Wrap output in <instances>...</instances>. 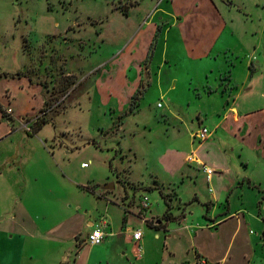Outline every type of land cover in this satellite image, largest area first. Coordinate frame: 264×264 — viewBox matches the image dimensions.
I'll list each match as a JSON object with an SVG mask.
<instances>
[{
	"label": "rangeland",
	"instance_id": "rangeland-1",
	"mask_svg": "<svg viewBox=\"0 0 264 264\" xmlns=\"http://www.w3.org/2000/svg\"><path fill=\"white\" fill-rule=\"evenodd\" d=\"M161 1L0 0V101L7 103L2 97L5 86L13 93L19 92L15 80L23 78L26 88H39L40 92L36 89L32 96L41 95L42 101L35 111L24 114L23 127L13 113L14 107L0 106L3 118L12 126L16 122L17 127L24 128L8 135L7 121H0V166L14 160L23 165L15 185L11 182L14 174L0 173V214L11 216L18 200L27 216L32 217L19 227L7 225V233L0 237V260L14 257L10 262L16 264L15 257L21 252L28 255L39 248L49 264H56L57 247H38L39 239L44 237L49 243L61 240L47 233L50 228L60 224L64 229L83 219L99 226L125 214L134 227L145 233L143 249L137 247L136 251L128 246V257L132 261L146 258L150 264H168L163 230H149L161 227L165 221L163 193L170 205L169 213L177 208L195 224L208 222L205 214L216 203L209 205L213 194L223 195L218 209L226 215L230 199V211L240 210L245 221L239 235L232 236L233 227L221 236L215 232L205 234L199 230L205 227L197 226L193 240L199 246L219 248L234 237L229 255L234 264H245L248 256L251 264H264V144H242L238 136L225 130L217 133L226 140L213 136L231 158L227 165L250 180L249 186L246 183L225 193L223 178L214 176L208 183L206 175L183 160L199 142L194 134L203 125L212 128L210 115L200 116V110L218 106L214 101L205 104L198 99L205 84L216 87L211 92L215 101H236L238 95L242 108H259L252 117L253 127L264 137V0H214L225 28L209 58L198 61L189 57L184 47V38L190 36L188 28H172L165 40L161 38L159 45L151 48L149 76L142 75L138 97L133 99L137 89L130 95L126 84L118 96L108 101L94 93L92 103L90 88L106 64L101 63ZM109 68V74L116 73L117 68ZM172 85L175 90L168 93ZM130 104L133 111H129ZM42 119V135L50 136L45 141L47 151H60L56 161L41 148L39 135L27 138L25 134L26 127L31 129L27 133H35L34 125ZM233 145L237 149L232 153ZM9 147L13 150L11 156ZM202 154L204 150L197 149L199 158ZM82 163L87 165L82 167ZM110 183L112 189H102ZM144 198L148 199V210L140 207ZM170 226L173 235L167 241L175 248L174 258L192 261L194 243L190 233L179 230L175 222ZM35 227L44 237L32 240L35 238L29 232ZM76 236L72 239L76 244L72 241L63 245L64 249L76 245L72 257L85 233L81 238ZM8 237L14 240L9 242ZM113 239L97 250L113 253L109 244Z\"/></svg>",
	"mask_w": 264,
	"mask_h": 264
},
{
	"label": "crops",
	"instance_id": "crops-1",
	"mask_svg": "<svg viewBox=\"0 0 264 264\" xmlns=\"http://www.w3.org/2000/svg\"><path fill=\"white\" fill-rule=\"evenodd\" d=\"M164 1H166L164 7H160V5L163 4ZM160 5L156 9H152L151 7L149 11L152 9V13L149 16L147 14L145 20L140 19L131 36L125 38L121 44L119 42V45H117V48L115 49L111 57L105 62L101 63L106 64L103 66L102 70L97 72L96 78L94 79L93 84L90 88L92 94V103H94L95 101L94 93L96 94L97 92L99 96H101L104 100L107 98L108 101L110 100L111 96H118L122 92V88L126 84L129 87L130 95L135 92V90L139 87L141 83L142 75L146 74L147 76H149L148 73L150 72V57L149 59H147L148 52H151L149 56L152 57L153 55V50L151 49L149 51L150 47L152 45L155 46V44L157 47L160 43L161 38L162 40H165V36H167V34L172 28H188L190 36L183 38L185 40L184 47L185 50H187V54L189 57H191L193 60L198 61L209 58L212 48L214 47L216 41L219 39L222 34V31L225 28V21L221 17V14L216 6L215 1L162 0L160 2ZM132 8H134V6ZM130 10L131 8H129L128 12L125 14L126 16L129 15ZM214 23L215 25H213ZM158 28L159 31H157ZM142 62H145V66L143 65V67H141ZM109 67L112 69L117 68L116 73L109 74L107 70V68ZM245 76H248V73H246ZM15 81L17 89L21 90L19 92L15 91V93H13L12 91H10V88L5 86L4 95H2V97L6 98L7 103L3 105V103L0 101V106L4 107L7 105H11L12 108L14 107L13 111H15L13 113L15 116L18 117V121L23 127V124L26 123V117L24 116V114L32 110L35 111L36 108L41 106V95L37 94L36 96H32L33 92H35L36 89H38L39 91V88H26L27 81L25 80V78L20 79V81ZM21 85L24 86L21 87ZM243 86L244 85L242 84V87ZM204 87V93L202 95L200 94V97L198 99L202 101L204 100L205 104L207 101H214L218 105L217 107L213 106L207 110L206 108H204L202 111L200 110L201 117L202 114L207 116L210 115L209 122L212 125V128L209 129L205 125H203L202 127H207L211 134L206 140L207 142H198L196 149H193L190 152L186 153L183 160L188 165H195V168L197 170H200V172H202L204 175L205 173L200 169V166L197 162L188 161L187 158L190 154H194V158L214 168L216 172L210 177L209 180H207V178L206 180L209 183L214 176H217L218 178H223V181H221V186L223 185L222 193H225L228 190L230 192L237 187H242L246 185V183L249 186L250 180L248 178L244 177L242 174H238L236 170L230 168V166L227 165L228 161L231 162V158L226 155V150H222L219 144L220 142L217 143L216 140L213 141V136L215 135L216 139L222 140L224 137L218 135L217 132L218 130H225L230 133H233L234 137L238 136V139L241 140L242 144H246L248 141H251L253 145L256 141L264 144L263 135H260L259 133L255 132V127H253L254 119L252 117L255 116V111H257V109H260L242 108L238 104V100L240 97L238 95L236 101L234 100L227 102L224 99L223 102H218L217 99L215 101V99L211 95V92L215 91L216 87L209 85L206 86V84L204 85ZM174 90L175 87L172 85L167 89V92L169 93ZM197 106H200L199 101L197 103ZM210 106H212V104ZM0 115L2 117L1 113ZM2 120L6 119L2 117L0 121ZM6 121L9 125L7 126V129L5 131L7 132L6 134L13 135L19 131H24V128H22L21 126L17 127L16 122L12 126V124L8 120ZM44 127H41V129L36 131L35 133H27L31 132L27 130L25 134L27 138H34L35 136L39 135L38 139L41 142V148L47 154L51 155L52 160L56 161V157L60 151H57V149H52V152L47 151L45 147V141H47L50 136L48 137V135L45 134L42 135ZM1 139H3L2 134L0 135V140ZM238 139L236 140L237 142H239ZM24 141L27 146L30 145L27 140ZM262 146L264 147V145ZM201 148L202 150H204L205 155L202 154V158H199L196 153L197 149ZM236 149L237 147L233 145L230 151L233 153ZM241 151V147L238 148L239 159L241 158ZM12 154L13 150L11 147H9V156H11ZM212 155L213 157H211ZM242 164L246 166V163L242 162ZM22 167L23 165L21 166L19 161L14 160L11 162V164L7 163L4 166H0V173H3V175L5 173H7L5 175H10L9 173H11V175L14 174V176L11 177V182L15 185L18 183L16 175L20 172ZM222 196L223 195L218 196L215 194L211 196L212 198L210 200L209 205L213 202L216 203L212 204L213 206L210 205L212 206V208L209 209L210 212L205 214L206 221H208L205 224H195L194 222H188V216L184 211H180L178 213L177 208H173L170 211L172 215L171 220H165L159 228L149 227V230H163L165 238L163 242L166 245L165 250L167 251V256L169 258L168 264H234L229 259V255L232 250L231 244L234 237L238 236L240 230L244 227L245 221L244 218L240 216V210L237 209L232 212L230 211V199H228V207L226 210L228 214L226 215L224 214L225 212H219L218 203L220 202ZM195 198H197V196H195ZM3 213L5 212H2L0 214V237L7 233V225L9 223H12L13 225H15V227H19L23 225L25 221L30 219L29 217H31L27 216L28 213H26V211L21 208V201L18 202V200L15 203L12 212L13 214L11 216L5 215ZM19 216L20 219H18ZM75 219L78 220L79 216H76ZM130 219V216L125 218L124 214L122 215V218H111L110 222H108L107 224L102 223L101 225H99L103 232V239L100 243L94 245L86 243L85 240L87 235L93 230V228L98 226V224L93 221H88L87 219H83L82 223L75 224L73 226L66 225L64 229L61 228L60 224L50 228L47 233H51V235L56 234V236L54 237H58L59 239H61L57 240L58 243L53 241L49 243V240H46V237L41 236L40 233H37L38 229L36 227L32 231H28H31L29 233L33 235V238H35L32 240H38L39 236L44 237L43 239H39L40 244L38 247L51 244L54 245L55 248H58L56 264H150V261L146 258H140L138 261H132L128 257V246H132L134 249H136V251L137 247H142L143 249L145 239V233H143L142 229H140L138 226L134 227L133 224H131ZM29 221L33 223V220ZM171 222H175L179 230L183 229L185 230V232L190 233L192 240L194 236L197 235V226L205 227V229H199L204 231L205 234L212 235L215 232V234L218 235L221 233V236L224 234L227 228L230 229L233 227L234 235L232 234V236L234 237L231 240L229 239L228 243L222 244L219 248L215 247L214 245L209 248L203 245L199 246L198 244H196V241L193 240L194 254H192V261L176 260L174 258L176 256L175 248L170 246L167 241V239H170L173 235L170 226ZM134 229H139L142 232V236L139 240H135L132 238V231ZM82 233H85V236L82 237L85 238L81 241L82 244L79 246L76 253L72 257L76 245L74 248L68 246L65 249L63 248V245L71 243L73 241L72 239H74V237H77L76 235H79L81 238ZM19 237H22V235H19ZM112 237L114 239L109 244L112 245V249L114 250L112 251L113 253H106L101 252V250H97L98 248H100L101 244L107 243L109 238ZM8 240L9 242H12L14 239L11 240V238L8 237ZM73 242L74 244L77 243L76 240H74ZM226 244H228L229 246H226ZM34 246L35 248L37 247L36 245ZM89 247L96 248H92V251H88L87 249ZM38 250L39 248L36 249V252L30 251L28 255H24L23 252H21L20 256L15 257V260L18 259L16 264H49L45 258V255L43 253H40ZM120 250H122V252H119ZM170 256H172L173 258H170ZM13 258L14 257H11V259L6 258L7 260H0V264H12L10 261H12ZM113 261H116L118 263H114ZM250 262L251 261L248 256L245 261V264H251Z\"/></svg>",
	"mask_w": 264,
	"mask_h": 264
},
{
	"label": "built area",
	"instance_id": "built-area-1",
	"mask_svg": "<svg viewBox=\"0 0 264 264\" xmlns=\"http://www.w3.org/2000/svg\"><path fill=\"white\" fill-rule=\"evenodd\" d=\"M11 111L8 110V113H10ZM26 130L31 131L30 127H26ZM210 131L207 127H202L200 128L195 134H194V138L197 139L199 142L205 141L209 138L210 136ZM194 154H190L188 156V161L190 162H197L198 165L201 167L202 171L205 173L207 180L210 179V177L216 172V170L208 165H206L205 163L200 162L199 160H197L196 158L193 157ZM87 164L86 163H82L81 166L85 167ZM140 207L143 210H146L149 208V202L148 199L144 198L143 200L140 201ZM142 236V232L139 229H134L132 231V238L135 240H139ZM103 239V232L101 227L96 226L95 228H93V230L87 235L85 242L91 245L94 244H98L102 241ZM203 263V262H202Z\"/></svg>",
	"mask_w": 264,
	"mask_h": 264
},
{
	"label": "trees",
	"instance_id": "trees-1",
	"mask_svg": "<svg viewBox=\"0 0 264 264\" xmlns=\"http://www.w3.org/2000/svg\"><path fill=\"white\" fill-rule=\"evenodd\" d=\"M157 31H159V28L157 29ZM153 47V45L150 47V49H149V51L151 50V48ZM150 55V53L148 52V56H147V59H149V56ZM146 59V60H147ZM141 85L137 88V90H136V92H135V94L133 95V99L135 98V97H138V95L141 93ZM133 106L130 104V108H129V111H133ZM43 123H45V121L42 119L41 120V122H37L35 125H34V131H38V130H40L41 129V127H42V124ZM162 197L164 198V200H165V204H166V211L164 212V214H163V218L165 219V220H171L172 219V215H171V213H169V208H170V205H169V203H168V201L165 199V197H164V195H163V193H162Z\"/></svg>",
	"mask_w": 264,
	"mask_h": 264
},
{
	"label": "water",
	"instance_id": "water-1",
	"mask_svg": "<svg viewBox=\"0 0 264 264\" xmlns=\"http://www.w3.org/2000/svg\"><path fill=\"white\" fill-rule=\"evenodd\" d=\"M113 186H114L113 183L105 184L104 186H102V189H104V190L112 189Z\"/></svg>",
	"mask_w": 264,
	"mask_h": 264
}]
</instances>
